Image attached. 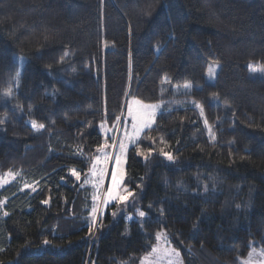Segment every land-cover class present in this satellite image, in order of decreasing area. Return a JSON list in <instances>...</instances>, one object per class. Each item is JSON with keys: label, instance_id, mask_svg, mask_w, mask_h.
Here are the masks:
<instances>
[{"label": "trees", "instance_id": "trees-1", "mask_svg": "<svg viewBox=\"0 0 264 264\" xmlns=\"http://www.w3.org/2000/svg\"><path fill=\"white\" fill-rule=\"evenodd\" d=\"M249 63L264 64V0H0V174L38 187L0 186V264H138L160 230L183 264H242L264 250V74ZM186 82L191 92L172 93ZM132 96L165 102L138 141L153 155L133 145L125 165L137 193L127 210L147 216L111 204L89 236L84 179L99 126L112 142Z\"/></svg>", "mask_w": 264, "mask_h": 264}, {"label": "snow or ice", "instance_id": "snow-or-ice-1", "mask_svg": "<svg viewBox=\"0 0 264 264\" xmlns=\"http://www.w3.org/2000/svg\"><path fill=\"white\" fill-rule=\"evenodd\" d=\"M158 50V49H157ZM68 52H64V54L60 57V62H63L65 57H67ZM248 69L250 73H260L264 74V64H257L254 65L253 63L248 64ZM21 72H17L15 81L18 86L19 83V78L21 76ZM208 78H214L215 75V70L214 68H210L208 73ZM192 85L190 83H185L183 85L184 89H190ZM13 92V88L11 86V83L9 87L5 91V96L11 97ZM215 94H214V97ZM174 103H179V101H174ZM195 104L196 109L200 110V115L203 117L204 116V109L201 103L199 102H193ZM161 107L160 103H152V104H147L142 102L141 100L138 99H133L132 101L128 102L127 105V117L124 118L125 121V132H124V137L120 139V142L117 146L116 144V138L112 137V144L109 145L107 140H105L104 143L100 144L97 148V152H99V155H96L92 158L91 162V175L95 177L96 179L93 181L85 180V183H92L93 187L97 190L96 194H93L92 196V201H93V206L91 208V211L89 212L88 216V223H87V228H88V235H94L95 231L98 228H102L103 224L100 221L99 217H102L104 215L103 211L99 207L100 203V197L98 195L102 183H103V177L110 172V181L107 186V191L104 194V198L102 200L103 205L106 207L112 202H115L118 206H127L128 204L134 202L135 197L137 193L135 190L130 189L126 183V170H125V163H126V156L127 152L129 149V144L135 145L136 146V153L138 156L143 157L145 160H147L149 157H151L154 153V149L149 147L147 151H142L140 148V145L138 143L141 133L145 129H152L155 121H156V116H157V110ZM128 118L131 119V131H128L127 129V120ZM117 123L113 125V128H116L119 126V121L121 120L120 117H117ZM0 123H3V121H0ZM31 127L34 130H41L45 128V124L43 123H38L37 120L33 119L30 121ZM204 124L205 126L208 125V121L205 118L204 119ZM100 127L101 132H110L112 131L111 128H106L105 123L102 122ZM209 133H211V129L209 128ZM151 139V137H149ZM213 139H215L213 135ZM163 142V141H162ZM115 148L117 149L116 151L113 152H108L105 151L107 148ZM159 154L165 158L169 162H175V157L172 155L171 152L165 151L164 148H161L159 150ZM112 161L111 167L109 168L108 162ZM69 173L72 177H75L76 181H79L81 179V173L76 171L75 169H69ZM6 176H12L13 174L11 172H8L5 174ZM2 179V178H0ZM61 180H65V177H61ZM3 183L7 184L8 181L6 179L3 180ZM38 185V182H36ZM140 185H137V188H140ZM24 189H31L33 192H36L38 190V187H34L33 184H28L25 183L23 185ZM208 188L205 186V191H207ZM50 202V198L44 199L41 201L42 204L48 205ZM4 201H0V205H2ZM149 208H151V205H149ZM99 213V217L98 214ZM4 216H8V212L3 213ZM113 216H116V213H112ZM137 215L143 220L146 218L147 213L143 210H137ZM127 219L131 220L132 216L129 215ZM141 227H143V224H141ZM161 238L160 234H157V239L159 240ZM45 245L49 244L48 240H45L43 242ZM153 254L159 253L161 251L164 252V254L170 256V257H175L177 260L179 258V252L176 251L175 249L168 250L164 249L161 250L159 247H154L153 248ZM250 257L252 256V253L249 254ZM261 256H264V250L261 251L260 253ZM169 264H173V261L170 260ZM245 264H250V262H245ZM261 264H264V261L261 262Z\"/></svg>", "mask_w": 264, "mask_h": 264}, {"label": "rangeland", "instance_id": "rangeland-1", "mask_svg": "<svg viewBox=\"0 0 264 264\" xmlns=\"http://www.w3.org/2000/svg\"><path fill=\"white\" fill-rule=\"evenodd\" d=\"M212 66L213 67H217L216 64H211L210 67H212ZM215 71H216V69H215ZM253 74L254 75H263V74H260V73H253ZM213 80H214V78H211L210 79V78H208V75H206V81L207 82H212ZM186 83H189V82H186ZM184 84L185 83L180 84V85L172 86L171 87L172 93H175V94L188 93V92H191L193 90V84L192 83H190L192 85V87L190 89H187V90L183 88V85ZM133 99H137V98H135L133 96L132 97H129V99L127 101V104H126V110H125L124 117L123 118L121 117V120L119 121V126L116 127V131H115L114 137L116 138V144H117V146H118V144L120 142V139L124 137L125 127H126L124 118L127 117V105H128V102L129 101H132ZM144 103H147V104L160 103L161 104V107L157 110V113L160 112L161 110H163L164 109V106H165V102L164 101L150 102V103L144 102ZM120 123H121L122 126L120 125ZM120 126H121V128L119 130V127ZM127 129H128V131H131V119L130 118H128V120H127ZM142 133H141V135H142ZM111 135L112 134L109 133V132L104 133V139H103V142L102 143H104L105 140H107L108 144L111 145L112 144V142H110ZM132 146H133L132 144H129V149ZM129 149H128V151H129ZM116 150L117 149L111 148V147L105 149V151H108V152H113V151H116ZM99 154H100L99 152H96V154L94 156L99 155ZM127 154H128V152H127ZM126 159H127V156H126ZM111 164H112V161L110 160L108 162L109 168L111 167ZM125 165H126V163H125ZM90 169H91V164H90L89 170L87 171V173L85 175L84 183H85V180L93 181V180L96 179L95 177H93L91 175ZM8 172H11L13 175L12 176H6L5 174L8 173ZM0 178H2V179H0V186L5 185V183H3V180L6 179L8 182L11 181V180H15L16 182H19L22 185V188H23V185L25 183L33 184V186L36 187L33 182H30L28 180H22V179H20L19 171H16V170H8L7 172H5L3 174H0ZM109 181H110V172L103 177L102 187H101V189H100V191L98 193V195L100 197L99 207H100V209H102V211L105 210L106 207H108L111 204H114L115 203V202H112L111 204H109L106 207L102 203V200L104 198V194L107 191V186H108ZM85 184H87L90 187V190H91V199H92L93 194H96L97 193V190L93 187L92 183H85ZM27 190L32 191L31 189H27ZM0 200H1V198H0ZM120 210H123L124 211L126 218L129 215H131L132 218L139 217L137 215V210H138L137 208L135 209V212L134 213L133 212H129L127 210V206H120ZM157 234H160V236H161V238L159 240L157 239ZM157 234H156V243L152 247L151 251H149L147 254H145L144 256H142L139 259V263L138 264H169V261L170 260L173 261V264H183V260H182V257H181V254L180 253H179L178 260L175 257H170V256L164 254L163 251H161L159 253H156V254H153V251L152 250H153L154 247H159L161 250H164V249H168V250L175 249L172 246H170V244L168 243L167 235H166V233L163 230L158 231ZM176 251H178V250H176ZM261 251H262L261 249L250 248L249 251H248V253L243 257L242 264H245V262H250V264H261V262L264 261V256H261L260 255ZM250 253H252V256L251 257L249 255ZM119 264H130V263L127 260V261H121Z\"/></svg>", "mask_w": 264, "mask_h": 264}, {"label": "bare ground", "instance_id": "bare-ground-1", "mask_svg": "<svg viewBox=\"0 0 264 264\" xmlns=\"http://www.w3.org/2000/svg\"><path fill=\"white\" fill-rule=\"evenodd\" d=\"M125 112V111H124Z\"/></svg>", "mask_w": 264, "mask_h": 264}]
</instances>
